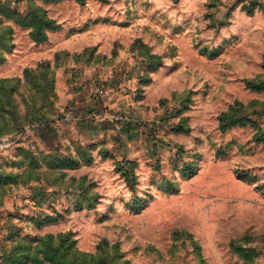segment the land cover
I'll return each mask as SVG.
<instances>
[{
  "label": "rangeland",
  "instance_id": "1",
  "mask_svg": "<svg viewBox=\"0 0 264 264\" xmlns=\"http://www.w3.org/2000/svg\"><path fill=\"white\" fill-rule=\"evenodd\" d=\"M258 5L0 0V264H264Z\"/></svg>",
  "mask_w": 264,
  "mask_h": 264
},
{
  "label": "crops",
  "instance_id": "2",
  "mask_svg": "<svg viewBox=\"0 0 264 264\" xmlns=\"http://www.w3.org/2000/svg\"><path fill=\"white\" fill-rule=\"evenodd\" d=\"M19 4H24L26 2H28V0H17ZM261 2V6L257 12L258 16H256V20L258 22V24L256 23H252L250 25H246L243 28V32L244 33H248L249 36H251V34H255L256 37L258 38V40L264 44V0H260ZM248 18V16H247ZM246 17L244 16L243 21H245ZM235 21V20H233ZM235 25L232 27L233 30H235ZM262 63H264V59L261 61ZM81 99V98H80ZM81 103V102H80ZM84 107V106H81Z\"/></svg>",
  "mask_w": 264,
  "mask_h": 264
},
{
  "label": "trees",
  "instance_id": "3",
  "mask_svg": "<svg viewBox=\"0 0 264 264\" xmlns=\"http://www.w3.org/2000/svg\"><path fill=\"white\" fill-rule=\"evenodd\" d=\"M28 3H29V0H28ZM258 7H262L261 5H258ZM8 11H10V10H8ZM38 13H39V11H41V10H36ZM35 10H30V9H28L26 12H25V14H23V13H21V12H11L12 14H14L15 16H17V17H19V19L21 18V19H23V21L25 22V21H27L30 17H37V12H36ZM249 13H252L251 11H249ZM2 61H0V63H1Z\"/></svg>",
  "mask_w": 264,
  "mask_h": 264
}]
</instances>
